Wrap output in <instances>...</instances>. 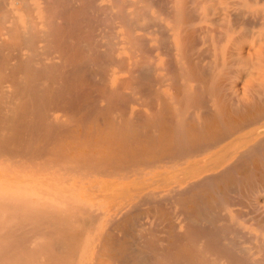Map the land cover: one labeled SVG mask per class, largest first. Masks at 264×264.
I'll return each mask as SVG.
<instances>
[{
	"label": "bare ground",
	"instance_id": "bare-ground-1",
	"mask_svg": "<svg viewBox=\"0 0 264 264\" xmlns=\"http://www.w3.org/2000/svg\"><path fill=\"white\" fill-rule=\"evenodd\" d=\"M258 199L264 0H0V264H264Z\"/></svg>",
	"mask_w": 264,
	"mask_h": 264
},
{
	"label": "rangeland",
	"instance_id": "rangeland-1",
	"mask_svg": "<svg viewBox=\"0 0 264 264\" xmlns=\"http://www.w3.org/2000/svg\"><path fill=\"white\" fill-rule=\"evenodd\" d=\"M248 201H249V200H248ZM261 203H262V204H261ZM249 205H250V204H249ZM253 205H254V207L256 206L255 209H257V207H258V209H257V210H258L257 215H259V216L263 215L262 213L264 212V200H262V199H261V200L258 199V200L255 201V203H253ZM257 205H258V206H257ZM259 206H261V207H259ZM251 207H252L251 209H254L253 206H251ZM261 208H262V211H263V212L260 213V211H261L260 209H261ZM249 209H250V208H248V211H249ZM251 209H250V211H251ZM253 211H254V210H253ZM254 213H255V211H254ZM258 213H260L261 215L258 214Z\"/></svg>",
	"mask_w": 264,
	"mask_h": 264
}]
</instances>
